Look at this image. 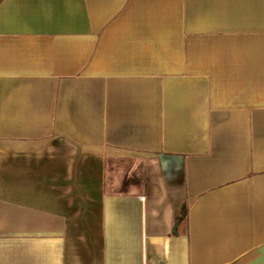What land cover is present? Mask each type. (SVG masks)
Segmentation results:
<instances>
[{"label": "crops", "instance_id": "0c3cea01", "mask_svg": "<svg viewBox=\"0 0 264 264\" xmlns=\"http://www.w3.org/2000/svg\"><path fill=\"white\" fill-rule=\"evenodd\" d=\"M263 250L264 0H0V264Z\"/></svg>", "mask_w": 264, "mask_h": 264}, {"label": "water", "instance_id": "95a60500", "mask_svg": "<svg viewBox=\"0 0 264 264\" xmlns=\"http://www.w3.org/2000/svg\"><path fill=\"white\" fill-rule=\"evenodd\" d=\"M250 264H264V250L260 255L253 259Z\"/></svg>", "mask_w": 264, "mask_h": 264}]
</instances>
